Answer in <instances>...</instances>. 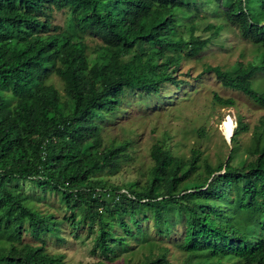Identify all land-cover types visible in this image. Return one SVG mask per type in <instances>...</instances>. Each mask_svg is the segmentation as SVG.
Returning a JSON list of instances; mask_svg holds the SVG:
<instances>
[{
    "label": "trees",
    "instance_id": "obj_1",
    "mask_svg": "<svg viewBox=\"0 0 264 264\" xmlns=\"http://www.w3.org/2000/svg\"><path fill=\"white\" fill-rule=\"evenodd\" d=\"M205 7L252 43L257 59L231 71L207 66L203 73L264 109V91L253 88L255 77L264 75V0H0V264H66L45 249L42 237L56 233L57 224L28 206L26 182L58 194L73 229L87 225L95 233L92 253L107 260L118 247L126 251L128 238L145 239L142 219L168 235V207L176 205L184 217L179 247L186 264H264V132L255 137V158L232 166L238 136L248 131L241 120L226 162L206 165L203 185L193 192L179 186L195 170L198 154L185 168L157 145L144 191L118 190L98 179L117 172L127 147L102 150L99 124L119 110L125 92L159 97L164 84L182 83L173 76L180 62L211 43L194 35ZM59 12L66 14L64 27L53 24ZM206 29L217 36L222 26ZM86 37L99 40L92 52ZM52 75L63 93L49 82ZM214 100L235 104L217 94ZM162 184L166 198L157 200ZM25 224L39 246L18 245ZM144 264L171 263L159 255Z\"/></svg>",
    "mask_w": 264,
    "mask_h": 264
},
{
    "label": "rangeland",
    "instance_id": "obj_2",
    "mask_svg": "<svg viewBox=\"0 0 264 264\" xmlns=\"http://www.w3.org/2000/svg\"><path fill=\"white\" fill-rule=\"evenodd\" d=\"M53 17L54 25L64 27V12L54 13ZM195 23L197 28L194 35L212 39L209 46L196 58H184L180 62L173 76L178 83H182L164 84L159 97L125 92L119 110L99 124L102 150L127 144L117 172L98 175V179L106 181L108 187L144 191L153 178L151 170L154 164L150 152L157 145L172 157L187 163L185 168H188L193 152L198 154L195 170L179 186L180 191L193 192L196 187L203 185L206 165L215 168L226 162L233 148L231 136L238 120L248 126V131L238 136L231 165L240 168L255 158L252 150L255 137L264 132V127L261 126L264 123V109L256 106L243 94L223 88L212 74L203 72L207 66H219L231 71L238 62L243 65L252 63L257 59V48L242 39L236 28L214 18L207 7L198 15ZM209 25L222 26L219 35L213 36L214 29H206ZM85 42L88 52H92L96 44H99L98 39L91 37H86ZM254 80L253 88L264 91V75L260 74ZM49 82L63 93L62 85L54 75ZM215 94L223 99H233L234 106H221L215 102ZM224 123H230L229 136L221 131ZM16 188L20 190V186ZM155 192L157 200L166 198L164 184L156 187ZM23 194L28 197V206L32 210L53 216L57 232L46 234L42 238L46 251L51 255H62L66 264H144L159 255H165L171 264L187 262V254L179 247L183 238L184 217L179 215L176 205L168 207L172 224L168 235L158 234L151 219H142L140 226L145 231V239L128 238L126 251L118 247L113 259L107 260L99 253H92L95 233H90L87 225L73 229L69 220L70 212L61 203L58 194L42 193L28 182L23 184ZM145 211L150 217L149 210ZM79 212L80 210H76L77 218ZM140 218L141 215H138V219ZM115 231L122 234L119 228ZM3 239L4 235H1L0 244ZM25 244L34 247L40 245L31 236L27 224L24 225L18 245Z\"/></svg>",
    "mask_w": 264,
    "mask_h": 264
},
{
    "label": "bare ground",
    "instance_id": "obj_3",
    "mask_svg": "<svg viewBox=\"0 0 264 264\" xmlns=\"http://www.w3.org/2000/svg\"><path fill=\"white\" fill-rule=\"evenodd\" d=\"M221 131H223L225 136H229V134H230V123H228V124L224 123L221 126Z\"/></svg>",
    "mask_w": 264,
    "mask_h": 264
},
{
    "label": "clouds",
    "instance_id": "obj_4",
    "mask_svg": "<svg viewBox=\"0 0 264 264\" xmlns=\"http://www.w3.org/2000/svg\"><path fill=\"white\" fill-rule=\"evenodd\" d=\"M232 134H233V132H232ZM232 137V136H231Z\"/></svg>",
    "mask_w": 264,
    "mask_h": 264
}]
</instances>
